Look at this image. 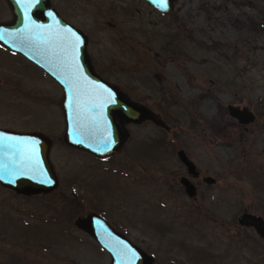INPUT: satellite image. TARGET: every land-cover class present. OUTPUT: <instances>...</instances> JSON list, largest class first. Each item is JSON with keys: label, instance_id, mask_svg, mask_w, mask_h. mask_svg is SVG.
<instances>
[{"label": "rangeland", "instance_id": "1", "mask_svg": "<svg viewBox=\"0 0 264 264\" xmlns=\"http://www.w3.org/2000/svg\"><path fill=\"white\" fill-rule=\"evenodd\" d=\"M51 2L87 35L96 71L166 128L122 122L125 141L104 157L66 144L61 86L0 43V128L47 135L58 177L33 194L0 184V264H108L73 222L91 211L151 264H264V240L237 221L243 211L264 218V0H174L168 14L145 0ZM11 17L0 0V22ZM249 17L258 32L243 27ZM228 103L254 119L238 122ZM179 148L200 172L191 197Z\"/></svg>", "mask_w": 264, "mask_h": 264}, {"label": "water", "instance_id": "2", "mask_svg": "<svg viewBox=\"0 0 264 264\" xmlns=\"http://www.w3.org/2000/svg\"><path fill=\"white\" fill-rule=\"evenodd\" d=\"M157 11L168 14L174 0H145ZM12 17L0 22V43L39 66L62 88L61 108L66 144L104 157L114 154L128 132L122 122L150 119L166 128L153 109L134 101L108 82L94 68L87 52V35L66 20L51 0H6ZM228 114L240 123L255 115L247 105L227 104ZM51 140L40 131L0 128V184L22 194L53 189L58 177L49 158ZM176 154L188 175L179 177L188 196L197 192L192 177L199 174L183 148ZM206 183L215 179L205 175ZM239 224L249 226L264 239V218L243 211ZM74 224L86 231L110 256L108 264H151L152 257L100 214L91 211L77 216Z\"/></svg>", "mask_w": 264, "mask_h": 264}, {"label": "flooded vegetation", "instance_id": "3", "mask_svg": "<svg viewBox=\"0 0 264 264\" xmlns=\"http://www.w3.org/2000/svg\"><path fill=\"white\" fill-rule=\"evenodd\" d=\"M57 9V8H56ZM58 10V9H57ZM59 12V11H58ZM61 14V13H60ZM62 15V14H61ZM63 16V15H62ZM64 17V16H63ZM65 18V17H64ZM253 19L254 21H250V19ZM258 18V19H257ZM256 18V20L253 18V17H249L248 18V20H247V23H246V26H243L245 29H248V30H256L257 32H258V30H259V28L261 27V25H262V23H260L261 21H260V19H259V17H257ZM66 19V18H65ZM67 20V19H66ZM259 22H258V21ZM70 22V21H69ZM256 22H258V23H260V24H258L257 25V23ZM248 41H252L250 38H249V40ZM204 176L205 175H201V178L203 179L204 178ZM189 177H191V176H189ZM200 177V172H199V174L197 175V176H195V177H192L191 179H193V178H199ZM193 181V180H192ZM194 182V181H193ZM195 184V183H194ZM207 184H211V183H207ZM195 186H196V184H195ZM196 190H197V187H196ZM263 239V238H262ZM264 240V239H263Z\"/></svg>", "mask_w": 264, "mask_h": 264}, {"label": "trees", "instance_id": "4", "mask_svg": "<svg viewBox=\"0 0 264 264\" xmlns=\"http://www.w3.org/2000/svg\"><path fill=\"white\" fill-rule=\"evenodd\" d=\"M250 21H254V20L251 18Z\"/></svg>", "mask_w": 264, "mask_h": 264}]
</instances>
